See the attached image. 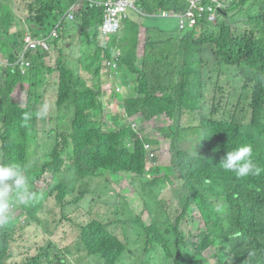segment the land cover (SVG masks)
<instances>
[{
  "label": "trees",
  "instance_id": "16d2710c",
  "mask_svg": "<svg viewBox=\"0 0 264 264\" xmlns=\"http://www.w3.org/2000/svg\"><path fill=\"white\" fill-rule=\"evenodd\" d=\"M68 5L65 0H25L23 11L28 23L46 25L52 23L53 14H65ZM138 6L142 12L125 20L117 42L109 46L99 38L104 8L92 9L87 3L72 27L66 28L64 45L54 54L29 56L36 68L29 69L27 76L19 67L14 73L7 71L5 85L0 87V121L4 124L0 151L2 163L19 165L28 178L29 190L35 193L32 200L21 204L25 226L44 228L40 210L48 196H56L64 209L80 204L93 192L94 179L96 184L104 179L96 194H107L100 201L112 205L117 197L111 193L109 176L127 173L142 182L137 186L142 193L150 188L153 201L146 203L149 218L133 221L125 213L124 219L115 221L90 219L81 226L78 255L98 257L92 264H126L127 259L134 264H264V0H244L235 7L250 17L248 29L239 31L238 19L229 23L225 18L206 35L199 27L183 31L175 24L163 30L158 23L159 18L169 19L158 15L186 12L190 0H139ZM144 19L153 23H144ZM15 23L10 6L0 2V51L13 60L22 48ZM76 41L80 43L75 50ZM80 44L84 45L81 52ZM108 61L116 62L117 68L108 71ZM225 66L229 71L217 69ZM39 72H48V79L56 78L52 85L55 97L49 102L34 83ZM111 72L119 77L131 74L135 80L131 97L114 89L113 98L121 101L115 108L105 104L106 75L112 76ZM226 72L237 77L225 81L229 92L220 86V76ZM208 82L214 84L213 91ZM19 87L25 98L22 103L13 96ZM211 95L212 104L207 100ZM43 104L49 107L40 117L37 114ZM57 110L62 114L60 120L53 116ZM67 111L69 123L63 130ZM25 113L30 114L27 122ZM132 119L146 121L148 128H142L148 134H160L170 141L171 166L162 169L154 164L147 171L150 162L158 159L152 147L159 145V140L145 138L142 128H133ZM45 121L55 126L54 132H46ZM43 132L55 143L53 149L43 146L41 150L38 143ZM188 136L196 146L185 150L181 141ZM242 145L252 146V159L262 169L258 175L237 177L219 165L228 151ZM40 150L41 158L47 157L44 164L38 159ZM28 168L36 171L39 182H47L46 190L30 181ZM150 174L158 180H151L147 187L143 178ZM164 182L173 186L180 199L181 212L175 223L168 202L156 187ZM220 184L231 187L223 210L213 198L215 186ZM19 218L12 212L9 221L0 224V264L83 262L72 258L75 255L68 247L55 242L51 230L39 232L36 239L43 243L33 245V237L21 236L25 226ZM184 222L189 227L187 236ZM120 225L132 226L123 228L124 240L117 234ZM237 238L245 249L233 243ZM140 251H144L145 260Z\"/></svg>",
  "mask_w": 264,
  "mask_h": 264
},
{
  "label": "rangeland",
  "instance_id": "374dc122",
  "mask_svg": "<svg viewBox=\"0 0 264 264\" xmlns=\"http://www.w3.org/2000/svg\"><path fill=\"white\" fill-rule=\"evenodd\" d=\"M0 1L5 4H8L11 10L14 12L15 21H16L15 25H16V28L20 30V34H22V32H26V28L28 25L25 24L27 21V18L25 17V11H23L25 0H0ZM82 1L83 0H73L72 2V0H70L69 5H68L69 9L74 10L76 9V6H77V8H80L79 10L81 12L84 6ZM241 13H242L241 11L236 12L235 17L230 18L229 23L238 19V29L239 31H244L247 28V22L249 21L250 17H248V14L245 15L244 13L241 15ZM130 15L131 16L136 15V13H134V10L130 11ZM137 15H138V18H141V15L139 14ZM144 21H145L144 23H149V22L153 23V20L144 19ZM178 22L179 21L174 18L172 19H160L159 18L158 19V23L162 25L163 30H165L166 27L168 28L175 24L178 25ZM32 25L33 23L29 22V26L32 27ZM144 30L146 29H142L143 36H145ZM116 42H117V37L113 38V40H110L109 38V46L114 45ZM79 43L80 42L78 41L75 42V46H74L75 50L78 48ZM143 45L144 43L142 42L140 49H143ZM83 48H84V45L80 44L79 49H78L79 52H81ZM91 51L93 53L95 52L94 49H91ZM57 59L58 58L55 57V60L53 61L54 64H56ZM104 70L107 73L106 70L108 69L106 67ZM106 76H107V79H106L107 85H106V92H105L106 94L105 104L108 108H115L116 104L118 105L121 104L119 97H117L118 99L113 98V96L115 95L114 89L117 90L118 94H121L124 97L133 96L135 80H133V77L131 74H126L123 77H119L116 75L114 76L106 75ZM213 78H217V75H214ZM54 79H55L54 85H56V78ZM54 79H51V78L48 79V72L47 73L41 72L39 75H36L34 77V82L36 84V87H38L39 94L40 95L47 94V96L49 94L47 100L48 99L52 100L55 97L53 94V91H51L52 83ZM57 84H58V80H57ZM207 87L209 90L213 91L212 88L214 87V84L212 82H208ZM21 91L22 90L20 87L17 88L16 93L13 96L15 97V99L18 100V102L21 101L22 103V99H25V98H22V95L20 98ZM207 100L208 102L212 104L213 95L209 96ZM123 111L125 110L122 108V112ZM53 116L57 117L59 120L62 119V114L58 110L53 112ZM65 118L69 119L68 111L66 113ZM134 120L135 119H132L129 121L132 122ZM160 120H161L160 122H164L163 120L165 119H160ZM65 121H64L63 126L65 125ZM46 124H47V121L44 122L46 132H49V133L54 132L50 130L49 128L52 125L47 124L46 126ZM136 124H139L138 128H140L141 126L148 128L149 126L146 121H138ZM161 124L162 123H159L158 125H161ZM44 125H42L41 128H44ZM2 127H3V124L0 121V131H2ZM53 128H54V125H53ZM145 128H142V130H144L145 138L155 137V138H158L159 140V145L152 147V150L156 154L158 159L153 162H150L149 169H151L154 166V164L160 166L162 169H167L169 166L172 165V160H173L172 155H171L172 149L170 147L171 146L170 141L164 139V137L160 134L157 136L154 133L148 134L149 131L147 130L146 132ZM42 136L43 138H40L39 143H38L42 145L41 150H43V146H45L47 150L48 148L53 149L55 146V143L52 142L51 139H47L48 134L43 132ZM32 137H33V133L30 134V139ZM199 142L200 141H197V144H199ZM193 145L196 146V142L193 141L192 139H189V136L185 137V140L181 141V147L185 150H188L190 147H194ZM1 146L2 144L0 141V147ZM41 150H40V156H38V159L41 160L42 164H44V162H47V157L43 155L41 158ZM2 157H3V154L0 151V163H2ZM28 172L32 174L30 177L31 178L30 181L35 183L36 185L35 187H38V188L42 187V189H45L47 182L45 181L39 182L38 178H36V173H35L36 171L29 169ZM160 176H163V175L160 174ZM49 177L50 179H53V174H51ZM109 177L111 178V186L112 188L115 189V192H114V190L111 188L112 190L111 193L116 194V197H117V198H114V203L111 202L112 205H108L107 203L100 201L104 197L108 196L107 194H96V187L97 186L102 187L105 183L104 179H102L98 184H96V179H94L93 186H92L93 192L89 193L87 198L84 201H82L80 204H78L79 206L72 205V206H69L66 210H64L57 202L56 196L45 198L42 204V209L40 210V216L46 222L44 225V228L39 229V228L33 227V228L28 229L25 226V223H22L25 226V230H21L20 232L21 236L23 238L29 236L28 239H30V236L33 237L34 239L32 240L33 245L42 244L43 242L40 239H36L38 238L36 236H38L39 232L51 230L55 233L54 236H52L51 238H53L55 242L56 241L59 242L62 248L68 247L72 251V254L75 255L72 258L84 259L83 262H81V264H92V262L96 263V261H98V257H87L83 254L78 255L77 253V244L80 238L81 226L84 224H87L92 218H99V219H109L110 218V219H113V221H115V219L117 218L124 219L126 217L125 213H127V216H130L129 218L131 219L141 217L145 219L146 221V218H149V215L146 217V215L143 213L151 212L147 210L146 203H150L153 201L152 196L150 194V190H149L150 188L146 189L145 194L139 190L137 186L139 183H142V182L138 180L135 175L124 173V174H119V175H110ZM143 179H144L143 183L147 186V184L150 183L151 180H158V177L151 174L149 178L144 177ZM86 181H88V179H86ZM38 182L39 184H36ZM154 190H155V193L153 194L156 197V189ZM230 191H231V187L228 185L220 184V185L215 186L213 198L217 203V207H219L220 209H224ZM138 192L142 193L143 196H140ZM162 197H164L166 201L168 202V210L171 214L172 222L175 223L176 218L179 216L181 212V209L178 207L177 199L175 198V195L170 189V187H167L163 191ZM150 205H152V203ZM23 219H26L25 216H23ZM123 228L125 230V229L132 228V226H121L120 228H118L119 230L117 231V234L121 237L122 240L125 239V237L123 236ZM183 228L186 231L184 235L187 236L189 227H187L186 222L183 223ZM240 241H241V238L233 239V243L237 247H239L241 250H243L246 248V246H244ZM139 254L141 255L142 260H145L147 258L144 251H140ZM206 257H209L208 253L206 254ZM126 264H134V263H132L131 261H129V259H127ZM137 264H142V263L138 262Z\"/></svg>",
  "mask_w": 264,
  "mask_h": 264
},
{
  "label": "clouds",
  "instance_id": "9594fccd",
  "mask_svg": "<svg viewBox=\"0 0 264 264\" xmlns=\"http://www.w3.org/2000/svg\"><path fill=\"white\" fill-rule=\"evenodd\" d=\"M107 1H110V0H83L82 3L84 5L83 8L85 7L87 3L90 4V7L92 9L93 8H104V20L99 29L100 31L99 38L100 40H103L105 44L108 45L109 38L110 40H113V38L117 37V40H118L117 34H119V32L122 30L125 20L131 18L130 11L134 10V13L142 12V11L139 9V6H138L139 0H134L133 7H131L129 10H127L125 13L119 16L120 17L119 18V22H120L119 29L116 32H113L112 34H105L104 33V23L106 20V7L104 4ZM242 1L244 0H190V7L186 12L176 13V14L170 12L171 14L167 13L165 15H158V16L159 17L163 16L169 19L174 18L178 20L179 21L178 25L180 29L183 31L188 27H199L198 30L203 31V33L206 35L207 33H210L211 31H215L216 30L215 28L217 26H220L222 22L225 20V18L230 19L232 17H235V13L238 11L245 12L243 10L235 9V7ZM65 2L69 4L70 1L65 0ZM94 2H96V4H94ZM79 9L80 8H77L76 6V9L74 10L69 9L63 15L53 14L50 20L52 22L51 24H46V25L33 24L32 27H30L29 23L26 21L25 24L28 25L26 28V32H22V34H20V31H19V35H20L19 38H20V43L22 44V48L19 51L16 58L13 60L9 54H5L0 51V87L2 85H5V83H3V80L7 78V71H11L12 73H14L15 69L19 67L20 73L23 76H27V72L29 69L36 68V64L30 59L29 56L39 57L40 53L45 54L48 52L54 54V52L57 50L59 46H61V44L64 45L63 37L65 35L66 28L67 27L71 28L70 24L76 21V16L78 12H80ZM70 14H74V18L71 19L69 17ZM248 27L249 26L247 25L246 29H248ZM142 29H145V27ZM56 30L58 31L57 32L58 35H54V32ZM27 37H31L32 40L38 44H42L43 42H45L49 45L50 48L47 49L43 45H40L38 49H31L30 47L28 49L29 44L27 42ZM53 42H55L54 45H53ZM0 45H1V42H0ZM28 64L30 65L28 66ZM106 65L110 71L117 68V63L114 61H108ZM217 69H219V72L221 69L225 71H229V69L226 66L222 68H217ZM204 72L207 74L208 70L206 69ZM111 74L112 76H114L112 72ZM220 78L222 79V81H220L221 88H226V90L228 91L225 81L231 82L233 79L237 77L235 75H232L230 72H226L224 73V75H221ZM53 83H54V80H53ZM28 87L31 90V87L27 86V88ZM26 93L27 92L23 94H25L26 96ZM21 95H22V91L20 93V98H21ZM46 101L49 102L51 100L48 99ZM48 107L49 106L47 104H43L41 106L40 112L37 115L40 117L45 116L47 114ZM23 119L25 122H27L30 119V114L25 113ZM64 119H66V121H65V125L63 126V128H67L68 127L67 124L69 123V121L65 117ZM136 123H137V120L132 121L133 128H136L137 131H140L142 126L138 128L139 124H136ZM49 128L50 130L53 131L55 126L54 128L53 126ZM3 132H4V124L2 127V131H0L1 144H3L2 139H1V134H3ZM1 149H2V146L0 147V150ZM252 156H253L252 146L242 145L238 148H234L231 151H228L225 157L221 160L219 165L225 171L235 173L237 177H246L248 175H258L262 171V169L252 159ZM151 169H153V167ZM147 171H150L149 165H148ZM150 175L146 176V178H149ZM149 184L150 183L147 184V187H149ZM156 187L159 188L158 191H160V193L158 194H161V195L167 187H170V189L175 195V198L177 199V202L180 200L177 194L172 189L173 186L171 184L164 182L160 185H157ZM154 189H155V186H154ZM42 190H45V189H42ZM51 196H54V195H51ZM51 196H48V197H51ZM34 197H35V193L29 190L28 178L25 176V173H23V171L21 170V167L15 163H0V224L7 223L10 218V213L12 212H15L16 218L19 216L20 221L25 223L26 219H23V215H21V204L28 203ZM228 203L229 201H226V205L224 209L226 208ZM72 205H78V204H72ZM72 205H69V206H72ZM69 206H67L66 209ZM143 214H145L146 217L148 216V212H145ZM137 219H143V218L141 217L134 218L133 221H137ZM127 223H130V222H126L124 224H127Z\"/></svg>",
  "mask_w": 264,
  "mask_h": 264
},
{
  "label": "built area",
  "instance_id": "2783aa9c",
  "mask_svg": "<svg viewBox=\"0 0 264 264\" xmlns=\"http://www.w3.org/2000/svg\"><path fill=\"white\" fill-rule=\"evenodd\" d=\"M96 4V2H94ZM106 7V20L104 23V33L105 34H112L119 29L120 22L119 16L125 13L134 5V0H110L105 2ZM69 17L72 19L74 18V14H70ZM64 27V25H63ZM58 31L54 32V35H58ZM28 42V49H38L40 45H43L45 48L49 49V45L45 42L42 44L35 43L31 37H27ZM30 64H28L29 66Z\"/></svg>",
  "mask_w": 264,
  "mask_h": 264
}]
</instances>
